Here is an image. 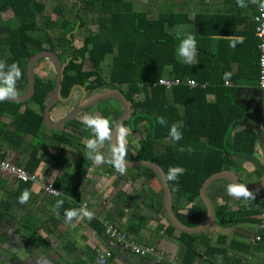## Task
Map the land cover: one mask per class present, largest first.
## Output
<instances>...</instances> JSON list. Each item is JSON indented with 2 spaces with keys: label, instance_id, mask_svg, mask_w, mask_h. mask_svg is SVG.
<instances>
[{
  "label": "crops",
  "instance_id": "1",
  "mask_svg": "<svg viewBox=\"0 0 264 264\" xmlns=\"http://www.w3.org/2000/svg\"><path fill=\"white\" fill-rule=\"evenodd\" d=\"M76 2H63L69 18ZM259 5L260 0H121L117 9L124 14H144L150 21H165L169 34L195 42L197 49L191 44L176 49V57L182 63L196 65L205 51L210 57L219 53L220 67L228 74L243 77L248 71L245 66L253 61L249 33L253 32V18ZM45 9L47 13V5ZM0 23L19 25L11 11L0 13ZM92 28L98 30L96 25ZM44 48L50 50L47 43ZM35 76L45 83L56 82L54 65L47 60L40 61ZM0 87L13 95H23L28 82L6 81ZM236 88V102L264 129V91L256 85ZM127 90L128 86L124 85L120 91ZM83 96L82 90L75 88L71 99L59 102L51 110V121L57 123L68 116ZM213 99V96L209 98ZM104 102L108 103L86 109L66 128L57 130L45 127L43 111V125L36 136L17 131L10 115L0 116V160L38 177V182L24 183L0 170V264H93L105 250L112 253L105 264H223L226 261L236 264L237 259H241V264H264V249L254 248L258 242L250 252L241 248L245 244L251 246L249 243L261 230L260 222L245 219L248 213L239 214L236 224H226L217 215V225L197 235L196 251L201 255L193 263L186 260L183 237L180 231L170 229L166 220L163 187L156 175L143 167L113 168L108 138L95 137L101 108L114 109L115 120H109L113 126L121 114L118 102ZM26 110L41 114L35 102L24 105L20 112ZM140 134L130 136L123 131L121 138L118 135L119 152L124 159L135 160ZM156 150L162 153L165 147L157 142ZM255 158L257 163L246 157L239 158V172L230 171L238 174L245 184L260 182L264 175L259 179L256 173L264 172V148L260 147L259 140ZM242 176L250 181L246 183ZM49 184L60 192L59 196L43 191V186ZM246 193L224 180L215 182L207 191L216 202L215 207L234 213L260 207L264 191ZM174 199L176 217L186 216L192 205L184 198ZM106 223L142 244L163 250L166 259L158 262L126 251L120 245H111L104 233ZM137 224L141 227H134Z\"/></svg>",
  "mask_w": 264,
  "mask_h": 264
},
{
  "label": "trees",
  "instance_id": "2",
  "mask_svg": "<svg viewBox=\"0 0 264 264\" xmlns=\"http://www.w3.org/2000/svg\"><path fill=\"white\" fill-rule=\"evenodd\" d=\"M120 4L121 0H78L69 18L67 7L61 1L51 13H46L45 3L38 0H0V13L11 11L19 21L14 27L0 23V84L18 79L28 82L27 64L32 56L45 50L47 43L62 62L69 60L61 91L64 99L75 86L84 87L94 95L106 90H121L127 85L128 90L122 93L133 112L122 132L134 136L141 130L134 159L154 162L165 171L173 197L184 198L192 205L186 216L177 215L178 218L184 225L196 227L206 217V208L200 199L204 182L222 171L238 173L239 158L246 157L257 163V132L246 127L234 128L237 121L247 117L244 108L236 102V87L258 86L260 51L255 25L249 33L253 61L245 66L248 71L243 77L233 76L220 67L219 53L210 57L205 51L196 65L182 63L176 57V49L189 44L197 49L195 42L169 34L165 21H150L140 13L119 12ZM94 25L97 31H93ZM245 50H248L247 43ZM106 68L108 74L105 76ZM163 78L193 79L199 85L190 88L183 84L167 90L158 85ZM226 82L233 86H226ZM154 83L157 86H152ZM55 85V80L45 83L36 79L35 94L26 103H11L0 98V116L10 115L17 131L36 136L42 128L43 111ZM212 96L214 99L210 101ZM30 102L40 106L41 114L31 110L20 112ZM114 112L110 106L100 109V124L94 128L96 138L109 140L113 128L109 120H115ZM157 142L165 147L162 153L156 150ZM111 164L120 169L115 163ZM256 174L261 179L264 172ZM263 211L264 196L258 209L246 208L234 213L217 208L216 213L226 224L238 223L237 216L241 213H248L245 219L261 223ZM169 228L176 231L171 224ZM180 233L186 246V260L193 263L195 257L201 255L196 251L200 235ZM259 235L261 240L254 248L264 249V229ZM241 248L250 252L253 246L245 244ZM236 261L241 264V259Z\"/></svg>",
  "mask_w": 264,
  "mask_h": 264
},
{
  "label": "water",
  "instance_id": "3",
  "mask_svg": "<svg viewBox=\"0 0 264 264\" xmlns=\"http://www.w3.org/2000/svg\"><path fill=\"white\" fill-rule=\"evenodd\" d=\"M42 60L50 61L54 65L55 70H56L55 91L53 93L52 98L50 99L49 103L47 104L44 110L45 127L49 130H57L61 128L63 125H66L67 123L74 120L81 112L85 111L88 108L96 106L97 104L101 102H104V101L118 102L122 107V112L117 122L112 128L110 138H109L111 159L115 164H117L120 167H123V168L143 167V168L149 169L157 176V178L160 180L162 187H163V203H164V208H165L168 221L176 230L183 232V233H187V234L200 235V234L205 233L206 231H208L214 225L217 224L216 208H215L213 201L208 196L207 191L212 184H214L215 182L219 180H224L232 184L234 187H236L240 191L251 193V194H257V193L264 191V179H262L260 182L255 183V184H245L240 180L238 174H236L233 171L226 170V171L216 173L212 175L211 177H209L204 182L200 190V199L206 208V217L204 221L196 227H188L184 225L176 217L174 213L173 194H172V191L169 185V180H168V177L165 171L158 164L154 162L143 161V160H126L121 156L119 152L118 135L121 129L123 128L124 123L131 117L132 112H133L130 102L120 90H117V89L106 90L98 94H95L93 96L87 97L86 90L84 88L80 86H75L72 89L70 97L68 99H64L62 97L61 91H62L63 80H64V72L69 63V60L64 63L54 52L50 50H44V51L37 53L33 57H31L28 62L27 91L23 95H13L3 90L0 87V98L8 102L18 103V104L26 103L30 101L36 91L35 68L39 64V62ZM75 88L82 90V92L84 93L83 98L81 99L79 104L70 112V114H68V116H66L65 118H63L61 121L57 123H53L50 117L51 110L59 102L60 103L65 102L71 99ZM244 127L257 132L260 147L264 148V129L262 128V126H259L258 123L253 122L251 118L247 115V118H245L244 120L237 121L236 124L234 125V128H244Z\"/></svg>",
  "mask_w": 264,
  "mask_h": 264
},
{
  "label": "built area",
  "instance_id": "4",
  "mask_svg": "<svg viewBox=\"0 0 264 264\" xmlns=\"http://www.w3.org/2000/svg\"><path fill=\"white\" fill-rule=\"evenodd\" d=\"M253 22L255 25L256 36L259 40L258 48L260 51V74L258 78V87L259 89L264 91V0H260L258 12L255 14ZM183 84L189 86L190 88H195L199 85L198 82L193 79L182 80L179 78H163L158 82V85L165 87L167 90ZM230 84V82H226V85ZM152 86H157V84L154 83ZM203 87L206 86L203 85ZM0 170L7 174H10L11 176H14L20 182H38V177L36 174L29 173L25 169L17 167L16 165L8 161L0 160ZM42 189L50 196L60 195V192L56 190L52 184H49L47 186L44 185ZM260 228L264 229V214H262V222L260 224ZM104 233L109 239L111 245H120L126 251H130L133 254L141 257L155 259L158 262H162L166 259V254L163 250H158L154 246L142 244L138 240L130 237L121 229L109 225V223H106ZM260 240L261 237L258 235L253 238L252 242H259ZM110 257H112L111 251H101L93 264H105L106 260Z\"/></svg>",
  "mask_w": 264,
  "mask_h": 264
},
{
  "label": "rangeland",
  "instance_id": "5",
  "mask_svg": "<svg viewBox=\"0 0 264 264\" xmlns=\"http://www.w3.org/2000/svg\"><path fill=\"white\" fill-rule=\"evenodd\" d=\"M40 1H43L44 3H46V5H47V12L48 13H51L52 11H53V8L57 5V4H59V2H60V0H40ZM62 1V0H61ZM62 2H64V0L62 1ZM66 3V2H65ZM70 4H72V2L70 3ZM79 45V44H78ZM106 62H107V60H106ZM106 62H105V64H106ZM106 71H104V75L106 76V73L108 74V70H107V68L105 69ZM115 104L114 105H116V104H118V103H116V102H114ZM103 104H107L106 102H103ZM117 109H118V111H119V113L120 112H122V108H121V106L120 105H118V107H117ZM119 115V114H118ZM247 115H250L249 113L247 114ZM85 117H88V115H86L85 114ZM115 117L116 118H118V116H117V114L115 115ZM121 130H123V129H121ZM139 132H141V130H139ZM123 134V132L122 131H120V133H119V138H121V135ZM134 139V138H133ZM247 178H244L243 176H242V180L243 181H245L246 183L248 182V181H250V179H247ZM245 238H247V237H245ZM249 244H251L253 247L255 246V243H253V242H250Z\"/></svg>",
  "mask_w": 264,
  "mask_h": 264
},
{
  "label": "flooded vegetation",
  "instance_id": "6",
  "mask_svg": "<svg viewBox=\"0 0 264 264\" xmlns=\"http://www.w3.org/2000/svg\"><path fill=\"white\" fill-rule=\"evenodd\" d=\"M0 65H1V63H0ZM27 66H28V64H27ZM14 82V81H13ZM10 83V82H9ZM82 88H84V87H82ZM85 90H86V88H84ZM96 94H98V93H96ZM95 95V94H94ZM86 96L87 97H90V96H93V94H92V92H89V91H87L86 90Z\"/></svg>",
  "mask_w": 264,
  "mask_h": 264
},
{
  "label": "clouds",
  "instance_id": "7",
  "mask_svg": "<svg viewBox=\"0 0 264 264\" xmlns=\"http://www.w3.org/2000/svg\"><path fill=\"white\" fill-rule=\"evenodd\" d=\"M260 236V235H259Z\"/></svg>",
  "mask_w": 264,
  "mask_h": 264
}]
</instances>
